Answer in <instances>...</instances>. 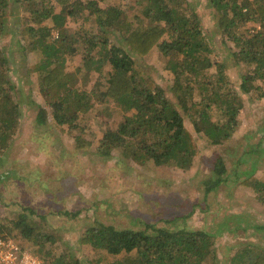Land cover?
I'll return each mask as SVG.
<instances>
[{"label": "trees", "instance_id": "trees-1", "mask_svg": "<svg viewBox=\"0 0 264 264\" xmlns=\"http://www.w3.org/2000/svg\"><path fill=\"white\" fill-rule=\"evenodd\" d=\"M10 1L0 0V37L7 31L5 13ZM18 1L23 2L13 0ZM102 1L53 0L59 11L50 1L27 5L26 13L32 22L29 18L20 19L16 43L31 51L38 61L35 71L40 78L39 91L50 99L47 103L49 113L45 107L37 106V123H46L50 114V121L62 128L66 123H73L79 115H85L96 100L112 102L124 111V117L116 126L105 128L98 142V153L109 155L112 150L119 149L122 155L139 164L151 161L156 166L187 167L192 151L185 119L134 57L144 56L157 46L169 59L176 58L170 65L176 81L172 90L181 109L194 119V129L212 144L228 140L238 125L242 99L224 84L227 82L225 65L210 57L200 15L189 1L144 0L133 9L131 17L116 5L102 6ZM205 1L212 9L224 41L234 45L230 54L237 63L248 66L241 76V91L256 90L259 97H264V0ZM134 2L136 4L137 0ZM48 19L52 25L42 24ZM69 21H81V24L72 30L67 27ZM251 21L256 25L244 27ZM91 24L98 35H90ZM53 31H56L55 36ZM79 51L83 53L86 73L95 70L99 79L105 80L102 90L96 86L100 80L92 83L90 89L78 88L77 74L65 70V56L73 58ZM9 62L0 46V148L5 146L10 132L18 127L20 118L19 104L12 94L16 86L10 78ZM106 65L109 68L104 72ZM180 74L186 76L184 85L178 81ZM215 76L218 77L213 80ZM195 83L197 100L193 99ZM192 105L197 106V119L192 115ZM212 112L218 114L217 120L211 118ZM259 142L254 144L255 149L251 146L255 154ZM75 143L77 148L91 145L89 140L79 137ZM249 160L250 156L246 159L241 156L238 162ZM257 161L258 158L251 160V171L244 173L246 177L242 183L256 192H264V175H253L259 167ZM2 162L0 156V164ZM216 162H220V166L213 164L215 177L208 180L206 191L224 182L221 177L225 173L223 160L218 158ZM40 219L46 217L35 215L28 206L23 207L10 219L17 229V239L10 237L22 250L33 253L47 264H81L71 248L63 243L62 248L53 245L59 241L43 230ZM139 222L143 229L102 223L91 225L82 233L79 242L105 250L111 256L120 255L110 264H206V259L214 256L213 238L221 232L220 229L215 232L185 230ZM257 227L264 229V225ZM46 243L51 244L48 249H44ZM257 245H242L229 264H264V248Z\"/></svg>", "mask_w": 264, "mask_h": 264}, {"label": "rangeland", "instance_id": "rangeland-1", "mask_svg": "<svg viewBox=\"0 0 264 264\" xmlns=\"http://www.w3.org/2000/svg\"><path fill=\"white\" fill-rule=\"evenodd\" d=\"M22 1H10L5 13L7 31L0 37V46L10 60L7 64L10 78L16 86L12 94L20 109L18 127L10 132L5 146L0 148L3 158L0 164V235L17 239V229L13 228L10 219L28 206L35 215L46 217L39 223L44 231L57 237L59 243L53 245L62 248L63 243L71 248L81 264H110L120 257L79 242L82 233L98 223L143 229L139 222L142 220L156 226L185 230L215 232L220 229L221 232L213 238L214 256L207 258L206 264H229L232 255L246 244H259L264 248V229L257 227L264 225V192H256L242 183L245 174L251 171V160L255 158H258L259 167L253 175H264V97H259L256 90L241 91V76L248 66L237 63L230 54L234 45L231 41H224L206 1L187 0L200 15L210 57L225 65L227 82L224 84L242 99L238 125L228 140L210 143L194 129V119L181 109L172 90L176 81L170 65L176 61L175 57L169 59L157 46L144 56H134L143 72L165 91L185 119L192 153L188 166L184 168L156 166L151 161L139 164L122 155L119 149L112 150L109 155L98 153V142L105 128L116 126L124 117V111L112 102L96 100L85 115H79L73 123H66L62 128L50 121V114L46 123H37V106L45 107L49 113L47 103L50 99L39 91L40 78L35 71L38 61L31 51L16 43L19 38L16 32L22 17L32 22L26 13L27 5L41 3V0ZM49 1L52 3L53 0H44L45 3ZM133 2L103 0L100 4L116 5L131 17L133 9L144 0L131 5ZM54 6L59 11V6ZM42 24L50 26L52 22L48 19ZM80 24L81 21H69L67 27L75 30ZM253 25L256 24L251 21L244 27ZM90 28L91 36L98 35L92 24ZM53 33L55 36L56 31ZM64 54L60 55V60ZM82 58L80 51L73 58L65 56V70L77 74L78 88L90 89L92 83L100 80L96 86L102 90L105 80L99 79L95 70L87 74ZM108 68L106 65L103 71ZM185 78V74H180L178 81L184 85ZM194 86L193 99L197 100L196 83ZM196 109L197 106L192 105L195 119ZM218 117L212 112L213 120ZM76 137L89 140L91 145L75 147ZM258 141L255 154L254 144ZM241 156L243 159L250 156V160L239 163ZM218 158L223 160L225 173L221 177L224 182L216 189L206 191L208 180L215 177L212 168ZM50 246L46 243L44 249Z\"/></svg>", "mask_w": 264, "mask_h": 264}, {"label": "built area", "instance_id": "built-area-1", "mask_svg": "<svg viewBox=\"0 0 264 264\" xmlns=\"http://www.w3.org/2000/svg\"><path fill=\"white\" fill-rule=\"evenodd\" d=\"M0 263L2 264H47L33 253L22 250L9 235H0Z\"/></svg>", "mask_w": 264, "mask_h": 264}]
</instances>
